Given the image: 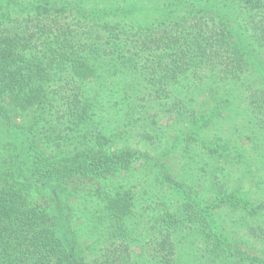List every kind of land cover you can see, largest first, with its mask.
Listing matches in <instances>:
<instances>
[{
    "label": "trees",
    "instance_id": "16d2710c",
    "mask_svg": "<svg viewBox=\"0 0 264 264\" xmlns=\"http://www.w3.org/2000/svg\"><path fill=\"white\" fill-rule=\"evenodd\" d=\"M114 112L163 163L187 128L159 178L183 202L147 220L113 180L137 160L101 148ZM0 264H264V0H0Z\"/></svg>",
    "mask_w": 264,
    "mask_h": 264
},
{
    "label": "rangeland",
    "instance_id": "374dc122",
    "mask_svg": "<svg viewBox=\"0 0 264 264\" xmlns=\"http://www.w3.org/2000/svg\"><path fill=\"white\" fill-rule=\"evenodd\" d=\"M140 17H143V15L138 14ZM137 16L138 18H140ZM136 17V18H137ZM109 82H113L115 86H118L120 81L119 79H114ZM123 85V83H121ZM121 88V86L119 87ZM107 91V88H104V92ZM104 94V93H101ZM110 100V99H109ZM117 100V96L113 98V102ZM106 104V102H105ZM115 115V112L113 113ZM121 114V111H120ZM112 116L109 118L111 122L108 123V120H106L107 127H110L112 129L113 134L109 135V138H111L114 142H121L124 139L118 134L123 133L125 135V143L123 145H120L119 143L116 144H105L101 148L105 150V152L108 150L110 152H113L114 150H120L125 147H130L131 149L137 151V160L134 162L133 166L129 167L128 169L124 170L123 173H119L116 176H114L113 180H133L134 176L138 177L137 180V187L135 189L136 195L138 197L136 198V204L138 206V212H144L146 214L145 217L147 220L149 219V214L151 213H157V211L154 212V210L151 209V198H154L155 202H159L161 199H165L166 201L173 198V201L176 205L183 202V197L181 196V192L179 190H172L167 186H162L161 181H159V178L164 177L166 174L169 173V176L175 181L179 182L180 178H183L185 175L182 173V168L180 166V163L178 162V152H171L168 154H165L163 152L167 151V148H170L172 146V142L178 138L183 136L186 133L187 128L183 127V124H180V127L174 126L171 129H165L163 130L165 132L163 136V140L165 143V146L162 147V149H158L157 155L162 156L164 163L160 161H155L154 156L156 155V152L151 148L150 144L147 141H144L143 135L146 134V127H143L141 133L140 132H134L128 130V128L125 127L127 124V117L122 116ZM167 120H162L161 124H166ZM132 133V138H130V135ZM143 133V134H142ZM148 134H155V132L151 129H148ZM130 141V142H129ZM41 147L44 149V154L48 155L51 154V148L48 147V145L44 142H42ZM81 150H85L82 148ZM72 151V150H71ZM161 152V153H159ZM147 154H150V157L146 156ZM163 154V155H162ZM139 159V160H138ZM108 179L112 181V175H108ZM103 182L102 179L100 181H97V183ZM128 182V181H127ZM71 185V194L69 198L71 199L72 205L73 203L79 202V196L92 188L94 183L92 181L88 180H79L74 181L70 183ZM57 191V190H56ZM54 195H58L55 190L51 193V191H47L44 193L43 197H41L40 201L44 203L45 206L48 207V205H52L54 200ZM60 196V195H59ZM59 200V197H58ZM207 201H211L212 199L206 198ZM83 204L89 202L86 199H83L81 201ZM71 205V204H70ZM74 207V205H73ZM72 207L70 206L69 209V215H74V210L72 211ZM153 216V215H151ZM150 216V217H151ZM216 219L218 222H222L223 215L218 213L216 215ZM147 222V221H146ZM84 221L78 220L72 223V226L74 225V228L77 229L80 234V230L83 228ZM139 230V229H138ZM229 230L225 233L227 234L228 238H232L234 236V233H232V228L228 227ZM140 232V230L138 231ZM86 233V231H85ZM83 233L84 236L83 239L78 236L80 247H84L89 243L88 238L86 237V234ZM81 235V234H80ZM242 233H239L237 235L241 236ZM235 242V241H234ZM87 250V249H85Z\"/></svg>",
    "mask_w": 264,
    "mask_h": 264
}]
</instances>
